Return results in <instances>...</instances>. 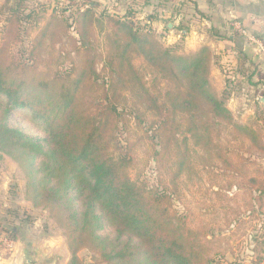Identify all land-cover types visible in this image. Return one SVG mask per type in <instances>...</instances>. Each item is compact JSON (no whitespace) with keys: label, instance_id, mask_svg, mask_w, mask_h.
Segmentation results:
<instances>
[{"label":"trees","instance_id":"obj_1","mask_svg":"<svg viewBox=\"0 0 264 264\" xmlns=\"http://www.w3.org/2000/svg\"><path fill=\"white\" fill-rule=\"evenodd\" d=\"M91 4L66 0L46 20L41 0L0 3V156L18 164L32 203L62 228L69 264H82L81 251L103 264H223L211 255L209 233L190 228L174 203L199 163L241 175L223 138L247 141V153L264 158L263 133L227 106L242 84L233 76L251 78L247 56L222 65L220 94L210 48L183 53L132 14L98 15ZM17 110L46 137L11 127ZM255 115L264 123V104ZM151 163L154 185L132 179L138 164L145 174ZM256 192L264 197V182ZM107 227L113 238L101 235ZM3 236L15 241L18 230Z\"/></svg>","mask_w":264,"mask_h":264},{"label":"rangeland","instance_id":"obj_2","mask_svg":"<svg viewBox=\"0 0 264 264\" xmlns=\"http://www.w3.org/2000/svg\"><path fill=\"white\" fill-rule=\"evenodd\" d=\"M5 1L1 0L0 3L4 4ZM36 32L37 30L33 31V35ZM99 40L102 43L103 40ZM245 82L242 81L240 87L236 85L235 96L228 99L227 106L232 108L231 112L239 123L251 126L264 135V123L255 124V104H250L254 102L255 97L251 95ZM212 84L221 94L218 79L214 78ZM9 124L11 127L22 129L30 136L40 139L46 137L25 110L15 111ZM221 141L228 158L240 170L241 175L225 171L220 162H216L217 166L214 167L199 163L197 174L192 180L184 179L182 195L174 203L175 210L187 221L190 228L209 233L207 245L212 251L211 255L223 264H258L259 257L264 261V253H261L264 249V197L256 190L264 182V158L255 152L247 153V141H228L226 138ZM2 157L7 156H0ZM142 168L143 164H138L136 169L131 170L132 179L147 180L150 185H154L158 175L153 171L155 165L151 163L145 174L141 172ZM2 173L9 176L5 178L1 176ZM0 176V222L6 220L12 224L10 228H3L0 223V238L7 240L0 241V247L9 253L16 240L10 241L3 235L14 227H20L22 223L28 227L27 236L33 238V241H42L44 236L53 238L59 249L67 250V255H62L61 260L64 264H69L71 254L62 228L46 208L32 203L27 194L24 174L18 164L9 157L8 160L0 159ZM252 179L257 183H252ZM101 235L113 238L114 229L107 227ZM8 243H11V246ZM50 255L60 256L51 252L47 259ZM79 257L82 264H103L97 256L88 251H81Z\"/></svg>","mask_w":264,"mask_h":264},{"label":"crops","instance_id":"obj_3","mask_svg":"<svg viewBox=\"0 0 264 264\" xmlns=\"http://www.w3.org/2000/svg\"><path fill=\"white\" fill-rule=\"evenodd\" d=\"M41 1L49 5L46 20L56 3L66 2ZM92 5H96L98 15L105 13L123 17L132 14L144 27L154 30L164 45L180 46L183 53L210 48L214 54L211 81L218 79L222 92L227 85L222 65L242 53L248 58L245 67L251 78L246 81L243 76L234 75L232 80L246 81L249 92L255 97L254 102H250L255 104V108L256 102L261 103L264 98V0H92ZM234 21L240 22L255 41L238 34L233 28ZM44 25L45 22L40 23V26ZM255 108L253 106L254 116ZM0 159L8 160V157ZM1 176L7 178L9 174L2 173ZM0 223L3 228L12 225L6 220ZM15 228L18 236L13 248L8 253L0 247V264H64L61 256H66L67 250L59 249L53 238L44 236L42 241L36 242L27 236L29 230L24 224ZM51 252L60 256L50 255L47 259Z\"/></svg>","mask_w":264,"mask_h":264},{"label":"built area","instance_id":"obj_4","mask_svg":"<svg viewBox=\"0 0 264 264\" xmlns=\"http://www.w3.org/2000/svg\"><path fill=\"white\" fill-rule=\"evenodd\" d=\"M63 8V3H59L58 5H55L54 10L59 13V11H61V9ZM233 28L235 29V31L238 32V34H240L243 37L249 38L252 41H255L254 38L248 33V31L241 25L240 22L238 21H234L233 22ZM0 241L2 242H7V240H4L2 238H0ZM9 246H11V243H8Z\"/></svg>","mask_w":264,"mask_h":264},{"label":"water","instance_id":"obj_5","mask_svg":"<svg viewBox=\"0 0 264 264\" xmlns=\"http://www.w3.org/2000/svg\"><path fill=\"white\" fill-rule=\"evenodd\" d=\"M261 103H262V104H264V98H263V99H261Z\"/></svg>","mask_w":264,"mask_h":264}]
</instances>
